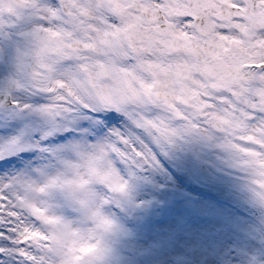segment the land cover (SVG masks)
<instances>
[{
  "label": "snow or ice",
  "instance_id": "6c2138e0",
  "mask_svg": "<svg viewBox=\"0 0 264 264\" xmlns=\"http://www.w3.org/2000/svg\"><path fill=\"white\" fill-rule=\"evenodd\" d=\"M232 3L245 11L224 0L215 6L207 0H0V44L8 46H0L6 65L0 74V264H66L57 232L39 226L62 224L63 213L78 221L97 194L92 216L106 213L105 223L122 233L120 216L146 203L135 199V187L153 183L154 173L166 176L161 157L193 142L231 154L228 162L243 173L242 188L258 213L249 235L264 244V105L258 103L264 50L244 56L247 67L223 69L239 81L222 86L216 70L226 56L201 36L205 18L224 30L219 12L237 13L239 20L264 11V0ZM120 15L128 19L118 22ZM144 25L155 27L162 44L191 33L188 50L209 57L212 75L162 98L165 82L136 75L145 45L129 28ZM256 27L264 44V26ZM58 152L82 157L71 175L53 178V186L68 190L38 204L20 195L21 170ZM110 251L103 248L102 257ZM76 257L84 264L79 252Z\"/></svg>",
  "mask_w": 264,
  "mask_h": 264
},
{
  "label": "rangeland",
  "instance_id": "374dc122",
  "mask_svg": "<svg viewBox=\"0 0 264 264\" xmlns=\"http://www.w3.org/2000/svg\"><path fill=\"white\" fill-rule=\"evenodd\" d=\"M207 3L215 6L216 0ZM224 3L228 8H239L240 13L245 11L232 0ZM235 15L227 11L218 13L223 31L213 27L217 21H211L215 34L210 41L219 44L226 56L216 70L222 86L239 81L237 73L223 69L229 64L247 67L250 61L243 57L264 50L257 36L260 28L256 27L264 26V11L241 15L239 20L233 18ZM143 28L146 31L136 26L129 28L138 42L146 44L144 65L136 75L141 81L154 78L165 82L167 88L162 89V98H170L192 81L212 75L207 67L209 57L194 56L188 50L191 33H184V37L188 36L181 39L184 46L170 45L172 39L162 44L153 36L154 26ZM201 36L209 40L207 32L202 31ZM4 71L6 65L0 63V74ZM230 155L193 142L169 157H161L167 175L154 173L153 183L141 182L135 187V199L146 203L120 216L124 231L112 240L103 264H247L253 257L264 260V244L249 235L258 227V213L242 188L243 173L228 162ZM69 158L73 163L77 161L72 153Z\"/></svg>",
  "mask_w": 264,
  "mask_h": 264
},
{
  "label": "clouds",
  "instance_id": "9594fccd",
  "mask_svg": "<svg viewBox=\"0 0 264 264\" xmlns=\"http://www.w3.org/2000/svg\"><path fill=\"white\" fill-rule=\"evenodd\" d=\"M91 2V0H89ZM90 16H96L95 11L89 12ZM128 17L126 15L117 16L120 23H124ZM208 33V39L212 40L214 31L212 23L209 20L205 21L203 29ZM203 60L204 58L201 57ZM196 61L193 60V63ZM62 78V77H55ZM258 103L264 105V97L258 100ZM76 160H82V157L77 152H72ZM73 162L69 158V153L58 152L54 157H37L34 162L21 170L23 183L17 188V191L22 196L28 197L39 203L44 199L59 197L68 189L61 188L59 185L53 186V178L63 175H71L74 171L72 168ZM93 189L95 185L91 186ZM99 208V195L91 200L86 208L79 213V220L68 213H63L65 220L62 224L56 221L48 220L41 223L39 226L44 231H56L57 243L61 247L63 258L66 264H78L76 253H80L84 264H103L104 257L101 255V250L106 246H110L111 242L118 235L116 225L105 223L102 213L100 217H93L92 212ZM102 211V210H101ZM43 215V213H41ZM90 230H93L90 232ZM86 249V251H82Z\"/></svg>",
  "mask_w": 264,
  "mask_h": 264
},
{
  "label": "bare ground",
  "instance_id": "6f19581e",
  "mask_svg": "<svg viewBox=\"0 0 264 264\" xmlns=\"http://www.w3.org/2000/svg\"><path fill=\"white\" fill-rule=\"evenodd\" d=\"M142 29H143L142 31H145V30H146V29H144L143 27H142Z\"/></svg>",
  "mask_w": 264,
  "mask_h": 264
}]
</instances>
